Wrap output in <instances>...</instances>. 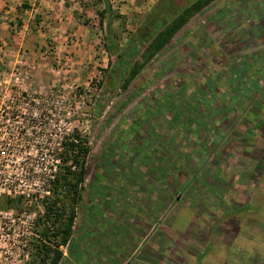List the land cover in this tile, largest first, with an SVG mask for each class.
I'll return each instance as SVG.
<instances>
[{
    "label": "rangeland",
    "instance_id": "obj_1",
    "mask_svg": "<svg viewBox=\"0 0 264 264\" xmlns=\"http://www.w3.org/2000/svg\"><path fill=\"white\" fill-rule=\"evenodd\" d=\"M193 1L109 0L118 52L150 29L149 15L160 29ZM103 8V0H0V74L15 67L34 87L76 89L85 114L75 124L90 146L89 172L60 264H264V0H214L126 90L113 83ZM150 169L161 174L153 190L174 202L144 220L134 211L142 196L131 192L123 212L121 189ZM43 227L36 222L21 264H40Z\"/></svg>",
    "mask_w": 264,
    "mask_h": 264
},
{
    "label": "built area",
    "instance_id": "obj_2",
    "mask_svg": "<svg viewBox=\"0 0 264 264\" xmlns=\"http://www.w3.org/2000/svg\"><path fill=\"white\" fill-rule=\"evenodd\" d=\"M1 74L0 203L20 199L24 208L0 206V264H21L23 250L34 235L35 207L53 192L65 142L77 143L75 132L84 137L75 123L85 114L79 109L76 89L34 87L28 83V72L15 67ZM68 165L77 169L73 162Z\"/></svg>",
    "mask_w": 264,
    "mask_h": 264
},
{
    "label": "trees",
    "instance_id": "obj_3",
    "mask_svg": "<svg viewBox=\"0 0 264 264\" xmlns=\"http://www.w3.org/2000/svg\"><path fill=\"white\" fill-rule=\"evenodd\" d=\"M160 1L162 2V0ZM213 1L194 0L178 14L173 11L171 20L160 29H156V20L150 21L149 15L144 24H148L150 29L143 25L144 28L140 30L139 34L130 39L132 47H130L129 52L120 53L114 41V13L109 0H103L104 8L98 11V25L100 28L104 24L106 26L104 37L106 50L109 53L117 54L113 83L126 90L140 71L170 43L176 33L195 14ZM74 136L77 138V143L65 142V151L62 155L63 165L54 182L51 196L43 202L44 213L37 219V224L44 225L39 234L42 238L52 242V246L42 241L34 244L35 254L39 258L40 264H60L63 258V251L60 246L68 245L72 239L76 204L82 201L80 188L89 172L86 160L90 153V146L86 138L79 137L77 132L74 133ZM69 162L76 164L77 169L75 171L71 170L68 165ZM4 202V205L8 208L17 205L21 201L20 199H7Z\"/></svg>",
    "mask_w": 264,
    "mask_h": 264
},
{
    "label": "crops",
    "instance_id": "obj_4",
    "mask_svg": "<svg viewBox=\"0 0 264 264\" xmlns=\"http://www.w3.org/2000/svg\"><path fill=\"white\" fill-rule=\"evenodd\" d=\"M159 153L161 155H166V152H165L164 149H157L156 152L155 151L151 152V154H153V156H156L157 159H158V161L161 162L162 157H161V155ZM147 162H150V163L153 164L152 161H147ZM162 163L166 165L168 163H171V161H168V162L167 161H163ZM160 175H161L160 172H158V175L156 177L155 176V173H154V170L153 169H150V170H148L147 173H145V175L143 177L138 178L136 181L131 178V182L128 183L126 185V187L123 186L122 189H121L122 190V193H123L121 197L125 196L124 194H126L128 197L125 196L124 199H122V198L119 197L120 198V201L122 202L121 203L122 209L121 208L120 209L123 212L124 211H128V210L131 212L132 207H129V205H132V203H133L132 200H134V202H135V198L134 197L131 198L129 194H131V192H133L135 195H140V197L142 196L141 197V199H142L141 200V202H142L141 204L142 205L140 207H138L139 210H137L136 208H134V211H137V212L140 213V217L141 218L143 217V219H144V217H147V216L149 218H154L155 217L154 216L155 213L153 211H155V210L156 211H159L160 217H162L164 214H166V210H165L166 207H167L166 203H167V201H169L170 204H173L174 198L173 199H170V200L164 199L165 196L168 198V194L164 191V189H162V190H160V189L153 190V187L152 186L156 184V181L160 178ZM139 179L142 180L143 182L140 183L138 181ZM86 180H87V178L85 179L84 182H86ZM166 185H168V184L164 183L163 186H166ZM119 198H116V202L118 201ZM152 202H154V203H152ZM115 205H117V204H115ZM167 210H169V209H167ZM130 212H129L128 216H130ZM141 213H143L144 215L141 214ZM126 217H127V215H126ZM136 217H138L139 220H141V218L139 216H136ZM87 218H90V216L88 215ZM144 220H146V219H144ZM141 223H142V221H141ZM141 226L142 225H140L139 228H141ZM155 228H156V225H155V223H153L152 226H149L147 228H144V230L141 229V234H143V233H146V234L153 233L155 231ZM85 233L87 235V232H85ZM115 233H112V234L115 235ZM72 238H73V235H72ZM160 240H162V239H160ZM161 243H164V241L162 240ZM144 244L145 243H143V241L142 242L140 241V243H138L136 247L137 248L142 247ZM117 246H118L119 250L124 247L123 243H121V242H118L117 243ZM150 246H152L153 248H157V244L155 242H153V244H151ZM117 258H119V257H117ZM117 258H115V259H117ZM131 259H133V258H131ZM99 260L100 261H103V255H102V257L99 258ZM156 261H157L156 259L155 260L147 259V258L142 259V262L143 263H146V264H159L160 263V261H157V262ZM124 263L125 262H123L122 264H124Z\"/></svg>",
    "mask_w": 264,
    "mask_h": 264
}]
</instances>
